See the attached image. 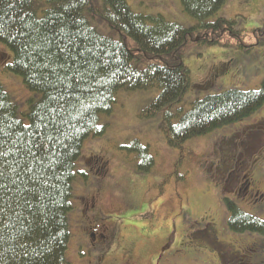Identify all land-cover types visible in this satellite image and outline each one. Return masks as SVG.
I'll return each instance as SVG.
<instances>
[{"label": "trees", "instance_id": "obj_1", "mask_svg": "<svg viewBox=\"0 0 264 264\" xmlns=\"http://www.w3.org/2000/svg\"><path fill=\"white\" fill-rule=\"evenodd\" d=\"M180 2L198 21L194 29L128 0H0L2 73L20 79V98L29 95L24 107L0 82V264H68L74 166L85 140L102 133L118 93L151 84L159 91L152 111L186 103L194 84L180 51L196 34L213 35L210 45L223 39L220 22L207 20L227 0ZM263 103L264 85L225 91L178 109L171 125L165 109L164 126L181 145L248 118ZM239 150L225 148L219 161L231 163ZM231 210L239 219L229 223L233 232L264 236L262 223ZM251 250L243 248L245 263L264 264L261 252Z\"/></svg>", "mask_w": 264, "mask_h": 264}, {"label": "rangeland", "instance_id": "obj_2", "mask_svg": "<svg viewBox=\"0 0 264 264\" xmlns=\"http://www.w3.org/2000/svg\"><path fill=\"white\" fill-rule=\"evenodd\" d=\"M239 1L227 0L226 6L207 21L210 24L217 23V20L220 22L222 29L219 33L224 37L221 42L213 44L220 47L207 43V39L215 38L213 35L208 37L196 34L190 37L187 47L180 51L183 64L189 71L190 86L205 83L210 87L204 90L193 85L187 90L186 103L196 99L195 103L208 94L233 89H256L264 85V30L248 26L239 28L244 12V23L264 24V0H248L244 4ZM128 2L132 8L148 5L150 11L185 28L197 23L183 12L178 0ZM220 14L232 20L235 28H230L229 21L223 23ZM224 28H230L233 35ZM242 29L238 41V30ZM5 51L0 46V68L6 60ZM229 57V70L226 66L221 68L215 65ZM4 73L1 68L0 82L6 92L25 107L23 102L29 95L20 98L23 95L20 79ZM153 93L121 94L111 117L103 122L106 125L103 134L86 142V148L94 149L108 163V174L112 177L107 183L111 207L106 215L108 219H114L112 228L116 239L111 248L105 249L101 258H98L99 253L90 247L87 236L80 228L82 218L79 202L81 198L85 199L88 191L80 181H74L71 198L73 210L68 217L70 241L66 253L67 263L124 264L127 261L131 264H228L225 257L231 259L232 251L228 243L234 244L232 248H236V244L251 243L250 248H254L255 253L261 252L264 257V242L258 246L257 234L233 232L229 228L225 221L227 209L224 204L225 199L230 198L239 208L264 218V199L250 195L256 191L259 197L264 196V163L251 168L250 172L247 169L243 176L238 175L241 171L239 167L230 170L227 177L222 168H215L217 173L211 170L212 163L225 160L227 156L216 148L217 144L222 145L221 137L224 140L230 134H240L244 127L252 124L248 120L255 116L256 121L251 128L246 127L244 131L255 135L253 142L256 141V144L242 145L237 157L243 152L245 156L257 155L254 146L259 141L264 144V104L257 108L250 119L190 140L184 148L175 150L169 147L165 134L158 128H161V124L158 125L159 113L149 118H139ZM240 137L230 142L224 140L230 151L236 149V143L231 144L233 141H242ZM135 141L145 144V153L150 152L153 156V169L150 173H139L136 169V154L122 151L123 146ZM81 153L83 157V148ZM245 160L243 157L240 162ZM262 160L264 162V155ZM80 203L82 205V201ZM255 204L260 209L252 208ZM213 235H217V238L222 239L219 241L223 242L221 251L217 250L218 254L210 245H213ZM195 238L202 247L190 244ZM204 245L210 246L212 250ZM233 263L237 264L236 261Z\"/></svg>", "mask_w": 264, "mask_h": 264}, {"label": "flooded vegetation", "instance_id": "obj_3", "mask_svg": "<svg viewBox=\"0 0 264 264\" xmlns=\"http://www.w3.org/2000/svg\"><path fill=\"white\" fill-rule=\"evenodd\" d=\"M102 186L103 181L99 183L98 188L100 189L98 191L91 189L84 196L85 199H82V207L85 208L87 213L91 214V216H88L86 211L82 208V230L88 234V237L92 238L93 242L91 245L93 249H104L109 246L114 239L113 230L102 224V216H104V212L107 209L105 197L102 200H98V198H100ZM92 198L93 200L90 201Z\"/></svg>", "mask_w": 264, "mask_h": 264}, {"label": "bare ground", "instance_id": "obj_4", "mask_svg": "<svg viewBox=\"0 0 264 264\" xmlns=\"http://www.w3.org/2000/svg\"><path fill=\"white\" fill-rule=\"evenodd\" d=\"M257 145L259 146V153H258V156L256 155L255 157H253V160L254 159L261 160L263 158V155H264V144H261L260 141H259V144H257ZM236 149H240L239 143H236ZM240 151L241 150H239L238 153H240Z\"/></svg>", "mask_w": 264, "mask_h": 264}]
</instances>
